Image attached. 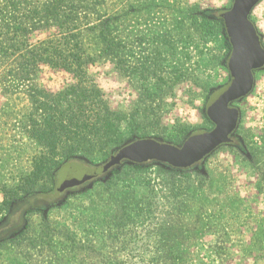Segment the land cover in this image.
<instances>
[{
    "label": "rangeland",
    "instance_id": "rangeland-1",
    "mask_svg": "<svg viewBox=\"0 0 264 264\" xmlns=\"http://www.w3.org/2000/svg\"><path fill=\"white\" fill-rule=\"evenodd\" d=\"M239 2L146 0V10L127 19L116 32L126 62L103 60L87 72L110 111L122 117L121 135L127 138L135 131L141 138L94 165L65 163L54 176L51 196L24 200L4 217L0 212L1 243L22 228L27 210L55 205L124 165L148 166L141 174L130 175L128 190L135 200L154 204L146 229L133 221L136 231H130L135 238L117 240L115 228L108 226L111 219L121 217V210L97 183L93 192L73 197L64 208L50 212L58 232L51 240H42L39 218L27 216L37 229L29 237L32 246L4 245L0 264H156L157 246L147 232L164 220L183 233L170 250H163L173 253L170 264H264V68L244 102L241 129L249 162L231 147L208 157L211 139L193 131L201 127L199 109L207 88L223 80L218 63L222 38L205 29L195 31L188 14L204 10L214 14L227 46L233 49L243 43L244 19L254 26L264 47V0L256 6ZM112 5L116 10L118 2ZM39 83L57 93L72 82L47 70ZM27 108L21 93L0 96L2 185L11 186L15 177L29 172L31 158L38 153L22 130ZM153 165L194 174L174 182ZM120 186L113 187V193L121 194ZM2 198L0 192V203Z\"/></svg>",
    "mask_w": 264,
    "mask_h": 264
},
{
    "label": "trees",
    "instance_id": "trees-1",
    "mask_svg": "<svg viewBox=\"0 0 264 264\" xmlns=\"http://www.w3.org/2000/svg\"><path fill=\"white\" fill-rule=\"evenodd\" d=\"M116 2L114 10L112 4ZM146 8V0H125V3L122 0H0V96L21 93L26 97L28 108L21 120L22 130L38 148L31 158L29 172L15 177L11 186L0 182L2 217L11 214L24 200L51 196L54 176L65 163L94 165L97 160L105 161L129 141L141 138L135 136V131L127 138L121 135L122 117L110 111L87 72L103 60L121 62L123 58V64L126 62L117 29ZM214 17L208 10L188 14L195 31L205 29L222 38L223 55L222 26ZM47 70L68 76L72 83L65 84L57 93L46 91L39 78ZM153 166L174 182L180 176L194 174V171L176 172ZM147 167L124 165L123 169L93 183H98L100 192L107 194L109 202L121 210V217L111 219L108 226L115 228L117 240H133L137 227L133 221L145 230L147 216L154 214L150 200H135L128 191L130 175L141 174ZM93 184L55 205L47 203L43 209L27 210L22 228L1 242L0 248L6 244L16 248L23 244L32 246L29 237L37 229L31 227L29 215L39 218L42 240H51L58 232L50 222V212L64 208L73 197L93 192ZM119 186L121 194L113 193V187L117 190ZM170 225L164 220L147 232V238H153L157 246L156 264H170L173 253L163 250H170L171 244L183 234L181 228Z\"/></svg>",
    "mask_w": 264,
    "mask_h": 264
},
{
    "label": "flooded vegetation",
    "instance_id": "flooded-vegetation-1",
    "mask_svg": "<svg viewBox=\"0 0 264 264\" xmlns=\"http://www.w3.org/2000/svg\"><path fill=\"white\" fill-rule=\"evenodd\" d=\"M255 32L259 37L256 29ZM224 42V54L220 58V70L223 74V80L207 88L199 109L201 127L195 128L193 131H202L207 134L208 138L216 140L213 143L215 145L214 149L208 157L214 155L216 151L219 152L222 148L231 147L241 157H247L246 161L249 162L247 146L245 145L246 136L241 129L244 102L254 89L257 74L262 72L263 69H251L250 75L253 81L251 91L243 97L233 99L232 95L241 81L242 73L239 59L236 60L237 48L233 49L227 46L225 39ZM259 44L264 49L260 38ZM249 59V57L245 59V63H248Z\"/></svg>",
    "mask_w": 264,
    "mask_h": 264
},
{
    "label": "water",
    "instance_id": "water-1",
    "mask_svg": "<svg viewBox=\"0 0 264 264\" xmlns=\"http://www.w3.org/2000/svg\"><path fill=\"white\" fill-rule=\"evenodd\" d=\"M239 4L242 6H246L247 4H252V6H256L259 0H239ZM250 14V11H247V15ZM245 23L243 29V43L241 47L237 48L236 60L239 59V66L241 68V81L238 84V87L235 89L232 98L236 99L239 97L245 96L247 93L251 91L252 88V77L250 75L251 69H263L264 68V49L259 44V37L255 32L254 26L248 21H242ZM249 59L248 63H245V59ZM214 140L211 139L210 145L211 151L214 149Z\"/></svg>",
    "mask_w": 264,
    "mask_h": 264
},
{
    "label": "crops",
    "instance_id": "crops-1",
    "mask_svg": "<svg viewBox=\"0 0 264 264\" xmlns=\"http://www.w3.org/2000/svg\"><path fill=\"white\" fill-rule=\"evenodd\" d=\"M260 1H261V0H259V2H260ZM259 2H258V3H259ZM258 3H257V4H258Z\"/></svg>",
    "mask_w": 264,
    "mask_h": 264
}]
</instances>
